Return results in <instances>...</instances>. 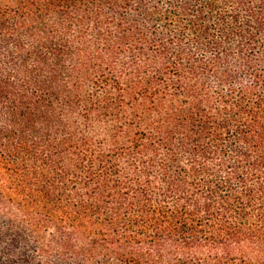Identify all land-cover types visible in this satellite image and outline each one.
<instances>
[{
  "label": "trees",
  "instance_id": "16d2710c",
  "mask_svg": "<svg viewBox=\"0 0 264 264\" xmlns=\"http://www.w3.org/2000/svg\"><path fill=\"white\" fill-rule=\"evenodd\" d=\"M0 264H264V0H0Z\"/></svg>",
  "mask_w": 264,
  "mask_h": 264
}]
</instances>
